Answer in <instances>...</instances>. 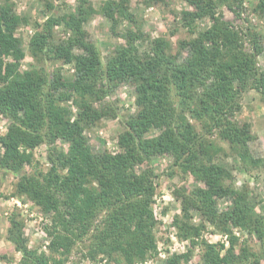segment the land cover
<instances>
[{
    "label": "trees",
    "instance_id": "1",
    "mask_svg": "<svg viewBox=\"0 0 264 264\" xmlns=\"http://www.w3.org/2000/svg\"><path fill=\"white\" fill-rule=\"evenodd\" d=\"M184 1L187 8L177 16L190 36L178 40L176 48L167 36L145 33L131 0H104L98 9L80 0L63 14L51 12L54 5L47 1L45 20L33 24L29 14L16 11L13 0L0 3V113L10 120L2 138L0 178L3 171L16 174V193L51 213L54 222L47 253L30 248L21 222L12 218L8 238L22 255L19 264H66L80 244L91 258L103 255L126 263L156 254L154 156L170 157L172 167L202 183L174 191L182 204L174 224L180 237L203 247L201 264H263L264 214L246 188L225 183L229 171L219 157L228 155L224 141L245 170L264 168V156H256L251 147L258 138L252 124L235 118L248 90H256L264 101V70L258 60L264 48L253 31L244 34L225 19L219 9L224 3L233 8L228 0ZM256 9L264 12V0H258ZM95 12L109 22L113 36L123 39L106 55L86 28ZM205 19L211 23L201 24ZM30 24L33 34L26 41L22 33ZM142 41L148 44L140 48ZM25 58L34 61L23 69ZM65 64L74 70L71 80L63 76ZM123 84L134 88L138 108L123 118L120 150L95 152L86 128L119 115L117 102L108 98ZM69 101L77 107L75 118ZM57 139L68 148L58 149ZM44 143L50 168L24 174L33 159L30 149ZM224 196L232 204L220 210ZM194 211L201 216L197 224ZM205 221L227 235L229 246L202 236ZM237 227L260 243L259 250L246 240L239 243L233 232ZM190 256L191 251L174 254L166 264Z\"/></svg>",
    "mask_w": 264,
    "mask_h": 264
},
{
    "label": "rangeland",
    "instance_id": "2",
    "mask_svg": "<svg viewBox=\"0 0 264 264\" xmlns=\"http://www.w3.org/2000/svg\"><path fill=\"white\" fill-rule=\"evenodd\" d=\"M16 4V11L20 14H29L32 24L35 21L43 22L46 18L47 1L54 5L51 12L63 14L68 12L79 4L80 0H13ZM95 9L104 0H89ZM229 4H233V8L228 3L220 6V11L225 19L231 21L235 28L241 30L244 34L253 31L264 48V12H260L257 7L258 0H228ZM3 0H0V3ZM131 8L137 14L138 18L143 21V29L146 34L152 37L167 36L170 38L174 47L178 40L188 38L190 35L186 29L180 26L178 12L187 8L184 0H163L147 4V0H131ZM48 13H50L48 11ZM211 21L205 19L201 21L203 25H209ZM126 23L122 27L125 28ZM92 38L98 40L101 45L103 54L106 55L111 48L117 43L123 42V39L113 36L110 32L109 22L100 13H93L89 22L86 24ZM33 25H28L27 29L22 33L26 41L28 35H32ZM57 36H61V27L57 28ZM246 47L249 49L251 43L248 36H245ZM146 41L138 42V46L143 48L147 46ZM259 65L264 70V50L258 57ZM34 60L25 58L21 65L22 68H28ZM52 66L53 64L49 62ZM57 63L56 65H58ZM73 68L70 64L62 66V73L65 79L73 78ZM108 100L116 101L118 105V114L116 117L104 118L97 124L86 128V135L89 143L95 152L107 149L111 153L120 150L119 135L123 131V118H128L135 113L138 104L134 88L129 84H123L117 88L115 93L109 96ZM189 104V103H188ZM68 105L72 109V118L76 117L77 107L69 101ZM243 109L236 115L239 121H249L252 124L253 131L258 138L251 144L253 153L256 156H264V101L260 94L250 89L242 96ZM189 106V105H188ZM183 106V110L189 114ZM196 125L197 123L192 120ZM10 120L0 113V153L3 152L4 146L2 138L9 128ZM197 129L200 126L197 125ZM58 149H67L68 143L63 139H57L54 143ZM221 145L228 155L220 154L219 161L224 163L229 171V175L225 176V183L232 184L236 189L248 190L250 199L256 204L259 213L264 214V168H255L245 170L241 161L230 151L229 146L224 141ZM33 154L31 163L26 164L22 170L24 174L31 175L37 172H47L51 166L48 159V145L41 144L30 149ZM172 159L168 156H154L152 165L155 168L157 177L156 193L153 203L154 212L158 220L156 227V235L158 242V252L153 256H148L144 261L135 263H126L124 260L110 259L103 255H97L91 258L87 254L85 244L75 246L68 255L66 264H166L168 258L174 254L183 255L191 251L188 260L181 259L179 264H201L203 247L199 244H192L188 239H183L178 234V228L174 224V216L182 214V204L174 194L176 188L185 187L192 190L201 187L202 183L195 180L194 176L186 173L179 167H172ZM147 165V164H146ZM145 166V165H144ZM18 176L14 173L3 171L0 178V264H19L22 255L15 248V245L8 238V229L12 224V218H16L22 224L24 236L27 238L30 248L38 249L49 253L48 244L50 242L49 228L54 224L52 214L45 212L40 206L35 204L26 195H18L16 193V182ZM232 204L231 198L228 196L220 197L218 207L220 210H227ZM194 223L201 221V216L197 212H193ZM205 230L203 237L209 242H225L229 246L226 234L218 231L213 225L205 221ZM234 234L238 236L239 243L246 240L252 250H259L260 243L254 238L249 237L241 228H234ZM264 264V262H263Z\"/></svg>",
    "mask_w": 264,
    "mask_h": 264
},
{
    "label": "built area",
    "instance_id": "3",
    "mask_svg": "<svg viewBox=\"0 0 264 264\" xmlns=\"http://www.w3.org/2000/svg\"><path fill=\"white\" fill-rule=\"evenodd\" d=\"M227 237V236H226Z\"/></svg>",
    "mask_w": 264,
    "mask_h": 264
}]
</instances>
